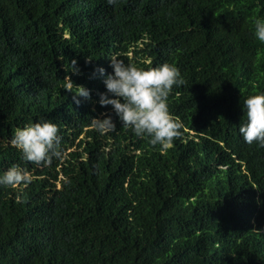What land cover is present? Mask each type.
<instances>
[{"label":"trees","instance_id":"obj_1","mask_svg":"<svg viewBox=\"0 0 264 264\" xmlns=\"http://www.w3.org/2000/svg\"><path fill=\"white\" fill-rule=\"evenodd\" d=\"M257 19L264 0H0V176L31 173L0 185V264H264V148L239 133L264 94ZM114 58L179 68L170 148L99 104ZM103 114L115 132L91 127ZM44 121L63 155L37 166L10 141Z\"/></svg>","mask_w":264,"mask_h":264},{"label":"clouds","instance_id":"obj_2","mask_svg":"<svg viewBox=\"0 0 264 264\" xmlns=\"http://www.w3.org/2000/svg\"><path fill=\"white\" fill-rule=\"evenodd\" d=\"M114 5L117 0H107ZM255 36L264 43V19L255 21ZM76 61L71 62V71L79 74L75 67ZM114 74H109L104 80L107 93L99 94V104L102 107L111 106L122 122L123 127L132 128L141 138H149L153 146L160 145L168 149L176 139L182 137L183 123L178 117L171 114L168 98L173 87L183 86L186 81L174 64L164 63L147 70L126 64L123 60H111ZM104 75V69L97 70ZM67 89L76 88L73 95L74 102L79 105L77 97L90 100V92L83 86L74 85L71 78L66 76ZM246 122L239 127V133L248 145L253 143L264 148V94L249 96L244 101ZM105 118H92L91 127L101 134L116 131V125L110 115ZM56 124L44 121L30 123L23 129H17L10 143L20 150L25 161L37 166L51 163L53 158H61V136ZM31 183V173L18 165L11 166L2 176L0 185L11 187L25 186Z\"/></svg>","mask_w":264,"mask_h":264}]
</instances>
